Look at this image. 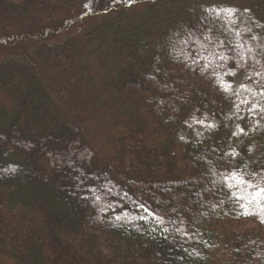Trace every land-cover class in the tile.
<instances>
[{
  "label": "trees",
  "instance_id": "16d2710c",
  "mask_svg": "<svg viewBox=\"0 0 264 264\" xmlns=\"http://www.w3.org/2000/svg\"><path fill=\"white\" fill-rule=\"evenodd\" d=\"M135 2L0 0V252L264 264V6L158 31L160 0L134 18ZM95 51L120 58L104 85L137 105L108 157L83 116Z\"/></svg>",
  "mask_w": 264,
  "mask_h": 264
},
{
  "label": "rangeland",
  "instance_id": "374dc122",
  "mask_svg": "<svg viewBox=\"0 0 264 264\" xmlns=\"http://www.w3.org/2000/svg\"><path fill=\"white\" fill-rule=\"evenodd\" d=\"M135 7H128L129 15L135 18L136 14L146 11L149 0L144 2L135 0ZM256 4L264 6V0H160L158 5L150 11L153 18L156 15L154 29L161 31L164 26H173L177 23H187L196 20L202 14H211L221 11L225 7L249 8L247 5ZM251 9V8H250ZM135 10V12H132ZM156 32V31H155ZM157 34V32H156ZM154 35L150 43H154ZM106 53V52H105ZM128 55L127 53H124ZM103 56L95 51L91 54L90 61L93 65L92 75L94 81L90 94H94V104L89 112L83 113L90 133V146L97 157L112 156L115 152L114 136L118 129L124 127L129 118L137 115V105L131 101H123L116 90L104 85L107 75L115 76L118 70L117 61L120 58L112 53ZM125 60V59H124ZM114 72V73H113ZM90 88V87H89ZM11 104L9 95L0 89V103ZM123 115H126L123 117ZM120 134V133H119ZM117 134V135H119ZM0 264H18L17 261L6 253L0 252Z\"/></svg>",
  "mask_w": 264,
  "mask_h": 264
},
{
  "label": "snow or ice",
  "instance_id": "6c2138e0",
  "mask_svg": "<svg viewBox=\"0 0 264 264\" xmlns=\"http://www.w3.org/2000/svg\"><path fill=\"white\" fill-rule=\"evenodd\" d=\"M229 12V14L231 15V11L232 10H227ZM227 87H230V86H226ZM241 131H243V129H241ZM260 191H264V189H261ZM260 192H257L256 195L259 196Z\"/></svg>",
  "mask_w": 264,
  "mask_h": 264
}]
</instances>
